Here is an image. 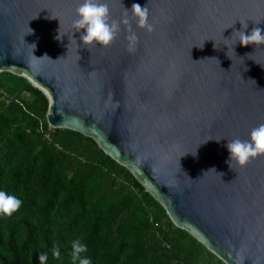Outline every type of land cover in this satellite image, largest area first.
I'll use <instances>...</instances> for the list:
<instances>
[{
    "label": "water",
    "instance_id": "95a60500",
    "mask_svg": "<svg viewBox=\"0 0 264 264\" xmlns=\"http://www.w3.org/2000/svg\"><path fill=\"white\" fill-rule=\"evenodd\" d=\"M107 2L117 21L148 7L151 33L129 14L134 53L124 25L107 48H83L82 0H0V72L42 92L50 128L94 139L225 264H264V157L226 163L228 141L264 124V45L235 33L264 29V0Z\"/></svg>",
    "mask_w": 264,
    "mask_h": 264
},
{
    "label": "trees",
    "instance_id": "16d2710c",
    "mask_svg": "<svg viewBox=\"0 0 264 264\" xmlns=\"http://www.w3.org/2000/svg\"><path fill=\"white\" fill-rule=\"evenodd\" d=\"M48 110L25 78L0 72V190L22 201L0 218V264H39L42 253L46 264H73L75 239L91 264H225L94 139L49 129Z\"/></svg>",
    "mask_w": 264,
    "mask_h": 264
},
{
    "label": "clouds",
    "instance_id": "9594fccd",
    "mask_svg": "<svg viewBox=\"0 0 264 264\" xmlns=\"http://www.w3.org/2000/svg\"><path fill=\"white\" fill-rule=\"evenodd\" d=\"M129 14L131 15V19L135 20L138 30H144L147 33L154 31L153 25L149 23L148 20L149 10L147 6L141 7L139 4L134 3L131 7L130 13L128 10H125L121 20L117 21L111 18L107 0H82L80 6L76 9V18L72 22V28L74 29V32H81L80 42L83 48L88 49L93 46L107 48L116 39L121 30V26H127L126 51L132 54L136 51L138 36L136 32L132 31ZM246 28L247 24H244L243 29ZM30 32L31 30L29 29V34ZM235 33L238 34L236 42L239 41V44L242 47L249 45H264V29H261L260 27H254L249 34H245V31L243 30L236 31ZM31 47L34 50L35 44L31 45ZM214 47L216 46L214 45ZM231 51L235 54L234 47H232ZM226 55L228 56V53H226ZM246 55L248 56V54ZM44 58L48 59L47 56L40 59ZM33 59L40 60L34 56ZM220 140L222 139L216 141L219 142ZM226 148L229 153V158L226 163L231 171H233V168L243 169L256 158L264 157V124H260L253 128L247 140L236 138L228 141ZM209 171L216 173L215 169H210L207 172ZM216 174H218L220 178L223 175V173ZM21 207L22 201L17 198V196L8 193L5 190H0V218H10L17 213ZM70 247V259L73 264H77V262L78 264H91L86 255L87 246L80 239L73 240ZM52 255L54 258L59 259L61 253L59 250H53ZM38 260L39 264H46L48 255L42 253L39 255Z\"/></svg>",
    "mask_w": 264,
    "mask_h": 264
},
{
    "label": "bare ground",
    "instance_id": "6f19581e",
    "mask_svg": "<svg viewBox=\"0 0 264 264\" xmlns=\"http://www.w3.org/2000/svg\"><path fill=\"white\" fill-rule=\"evenodd\" d=\"M37 87H39V88H42V87H40V86H38L37 84H35Z\"/></svg>",
    "mask_w": 264,
    "mask_h": 264
},
{
    "label": "built area",
    "instance_id": "2783aa9c",
    "mask_svg": "<svg viewBox=\"0 0 264 264\" xmlns=\"http://www.w3.org/2000/svg\"><path fill=\"white\" fill-rule=\"evenodd\" d=\"M49 129H52V128L49 127Z\"/></svg>",
    "mask_w": 264,
    "mask_h": 264
}]
</instances>
